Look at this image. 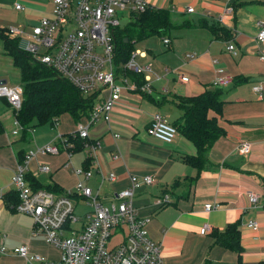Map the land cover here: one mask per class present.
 <instances>
[{
  "label": "crops",
  "instance_id": "0c3cea01",
  "mask_svg": "<svg viewBox=\"0 0 264 264\" xmlns=\"http://www.w3.org/2000/svg\"><path fill=\"white\" fill-rule=\"evenodd\" d=\"M147 1L152 7L169 10L175 27L166 36L147 39V51H141L146 55L143 65L151 67L147 72L150 92L123 89L110 123L99 121L91 126L90 137L102 142L96 153L98 165L90 164L93 177L86 179L74 173V169L85 168L83 151L70 159L66 153L38 155L28 164L27 174L35 177L42 187H51L56 194L73 189L82 181L99 193L106 204L112 194L130 185L131 176H154V184L136 191L133 204L141 217L149 219L146 228L149 236L161 244L164 264L264 263V100L253 89L260 85L264 92V61L260 59L264 55V43L257 41L256 24L264 22V0ZM16 4L25 10H17ZM52 7V0H0V28H20L26 33L25 24L30 28L50 16ZM188 7H193L195 12L187 13ZM10 11L21 12L26 23L8 25ZM213 24L223 30L213 33L210 29ZM28 34H25L27 38ZM164 38L170 40L169 46H165ZM0 40V51H3L4 43ZM231 43L237 49L236 55L227 49ZM193 54L195 58H190ZM148 55L151 60H147ZM219 67L232 75L235 82L221 89V112L209 113L216 116L225 133L207 152V163L199 173L196 167L182 160L184 155H196L191 141L178 132L174 141L167 144L149 135L147 129L157 112L170 122L182 115L175 101L177 97L198 96L213 90ZM182 74L189 77L187 82L181 80ZM107 95L108 90L104 89L101 96ZM0 106L5 109V115H0L4 126L0 135V192L4 193L0 201V236L10 250L9 254L0 255V264H29L12 252L23 245L45 261L55 263L60 259V251L45 241L31 216L8 205L14 191L12 175L21 154L27 152L25 142L41 134L36 135L34 130L26 139L19 132L13 134L14 110L12 115V106L6 98L0 99ZM56 127V134L47 132L42 141L48 144L57 134L74 132L77 122L64 115ZM242 141L250 142L248 153L236 151ZM35 146L39 144L29 148ZM41 165L50 166L52 172L39 173ZM111 172L116 174L115 181L103 177ZM177 179L189 186H179L172 194L171 187ZM252 192L261 195L256 205L249 198ZM166 195L170 201L159 206L157 199ZM73 199L77 212L83 200L80 196ZM208 203L216 207L207 211ZM88 211L78 216L79 227L84 224ZM251 220L258 223L255 231L247 227ZM233 223L240 225V253L214 244L212 236L214 231H224ZM205 224L212 230L202 235ZM120 239L121 235L116 234L113 242Z\"/></svg>",
  "mask_w": 264,
  "mask_h": 264
},
{
  "label": "built area",
  "instance_id": "2783aa9c",
  "mask_svg": "<svg viewBox=\"0 0 264 264\" xmlns=\"http://www.w3.org/2000/svg\"><path fill=\"white\" fill-rule=\"evenodd\" d=\"M53 7L50 16L43 17L31 26L27 41L22 40L25 31L11 27L9 33L21 38V47L31 54L35 60L55 69L62 77L68 79L85 94L97 93V102L88 122H79L76 130L59 136L36 150L24 153L12 175L11 184L18 193L19 200L14 209L33 218L36 229L44 236L45 241L60 251V259L55 263L45 261L40 255L30 252L27 245L16 247L13 254L24 258L29 264H164L161 244L154 241L148 234V218L141 217L133 204L135 193L143 186L155 183L154 176H131L130 185L111 195V201L105 203L99 193L85 186L80 181L75 188L56 194L45 189L33 190L27 181L28 164L38 155H59L66 152L69 159L75 154L77 139L82 140L86 160L97 163V151L102 147L101 140L92 139L89 130L99 121L107 124L111 121V113L121 98L123 89L150 92V65H140L136 62L138 55L145 57L144 52H134L131 59L124 65L125 72L145 74V83L141 87L126 73L120 74L115 65L116 29L121 27V21L133 13L144 12L151 5L147 0H52ZM15 8L24 11L25 8L16 4ZM194 13L193 7L186 9ZM230 13V10L226 11ZM221 19V18H220ZM258 43H264V22L258 21ZM165 46L170 40L163 39ZM227 49L234 55L237 49L233 43ZM195 58V54L190 55ZM260 59L264 61V55ZM217 62V60L215 61ZM181 80L187 82L189 77L182 74ZM129 80L131 82H129ZM235 79L224 68H217L213 81L215 87L233 85ZM107 89L108 95L101 96ZM264 100V92L260 85L253 86ZM23 89L8 88L0 85V99L6 98L13 109H20ZM17 122V121H16ZM17 124H19L17 122ZM20 125V124H19ZM34 131L31 130L32 134ZM149 135L170 144L174 141L177 128L161 113H155L147 129ZM14 131L13 134H17ZM118 137V134H115ZM251 149L249 141L238 144L236 151L248 153ZM116 157V156H115ZM68 163L66 166L68 167ZM39 173H51L48 165H41ZM76 175H84L86 179L93 177V170L84 167L74 169ZM110 181L116 180V174L107 176ZM80 196L90 210L84 215L85 222L77 227L80 218L76 215L74 197ZM261 195L250 193V201L258 204ZM4 193L0 192V201ZM170 201L166 195L157 199L158 205ZM216 206L205 205L207 211ZM247 227L258 229L255 220L248 222ZM212 230L209 224L201 229L206 235ZM116 234L121 235L118 242H113ZM10 250L0 236V255H7Z\"/></svg>",
  "mask_w": 264,
  "mask_h": 264
},
{
  "label": "trees",
  "instance_id": "16d2710c",
  "mask_svg": "<svg viewBox=\"0 0 264 264\" xmlns=\"http://www.w3.org/2000/svg\"><path fill=\"white\" fill-rule=\"evenodd\" d=\"M174 27L172 14L167 9L150 6L144 12L133 13L126 26L116 29L115 65L117 71L120 74L126 73L140 87L144 85V73L125 72L122 66L131 59L135 41L145 40L152 36H166L167 32ZM210 29L215 34L223 30L222 27L214 24ZM0 38L4 43V53L12 58L13 64L20 70L21 79L24 83L21 107L20 109H13L16 121L23 128L24 139L30 135V131L36 126L49 124L51 127H56L64 115H69L77 124L89 121L98 100L97 93H83L55 69L35 60L21 47V38L12 36L8 28H0ZM221 89V87H215L213 90H206L198 96L177 97L175 99L177 106L182 109L183 113L171 123L196 148V155H184L182 160L196 167L199 173L202 172L207 163V152L225 133L218 124L216 116L209 114L211 110L216 113H220L222 110ZM3 132L4 126L0 119V135ZM74 142L76 144L75 153L81 152L83 150L82 140L77 139ZM20 157V161H22L24 154H21ZM91 163L90 160H86L85 168L89 169ZM26 178L33 190L43 188L55 193L51 187H42L32 175L26 174ZM179 186H189V183H183L181 179H177L170 192L173 194ZM18 200V193L14 190L8 205L10 207L15 206ZM212 236L214 244L237 253L242 251L241 231L238 223L229 224L224 231H214Z\"/></svg>",
  "mask_w": 264,
  "mask_h": 264
},
{
  "label": "rangeland",
  "instance_id": "374dc122",
  "mask_svg": "<svg viewBox=\"0 0 264 264\" xmlns=\"http://www.w3.org/2000/svg\"><path fill=\"white\" fill-rule=\"evenodd\" d=\"M10 16H11V19H10L8 25H10V24H16L17 25L18 23H21V24L26 23V21H24V19H23V15L21 12L16 11L15 13H13L12 11H10ZM9 27H11V26H9ZM25 27H27V29H25L26 30L25 34H28L29 32H31V27L28 28L29 26H27L26 24H25ZM25 34L22 36L23 41H27V37ZM146 42H147V39L135 41L134 52L137 53V52H141V51H147L148 47L146 46ZM0 46L2 47L1 40H0ZM151 59H152V57L150 55H148L147 60H151ZM145 61L146 60H143V57H141L140 55H138L136 58V62L140 65H143V63ZM122 67H124V65ZM0 80H5L7 82L6 87H8V88H15V87H21L22 89L24 88V83L22 82V79H21L20 70L13 64L12 58L9 55H6L4 53V50L0 51ZM129 82H131V81L129 80ZM7 107L9 108V106H7ZM0 110H1L0 115H5L4 114L5 109H3L2 106H0ZM10 111H11V114L14 115L12 108L10 109ZM33 129L36 131V135H38V134H41V135L36 137V138L33 137V141L31 140L32 138L30 136L31 139L28 140V142H25V145L28 146V148L25 149V150H27V152H29L31 150H36V148H37L36 146L29 148L30 145L39 144L40 147L47 145V143L42 141V140L45 139V137L47 136V132H52L53 134L54 133L56 134L57 127L53 128L49 124H45V125H41V126H36ZM12 130L19 132L20 137L23 135V128L21 125L17 124V122H15V125L13 126ZM58 136H59L58 134L55 135L53 137L52 141L54 139H56ZM44 143H46V144H44ZM41 144H43V145H41ZM87 210H90V207L87 205V203L85 201H82V203H80L78 211L76 212V215L79 216L81 213H83V211H87ZM77 227H78V224H77Z\"/></svg>",
  "mask_w": 264,
  "mask_h": 264
},
{
  "label": "water",
  "instance_id": "95a60500",
  "mask_svg": "<svg viewBox=\"0 0 264 264\" xmlns=\"http://www.w3.org/2000/svg\"><path fill=\"white\" fill-rule=\"evenodd\" d=\"M129 22L128 18H125L121 21V26L124 27L127 25V23ZM126 41H128V39H126ZM0 85H6V81L5 80H0Z\"/></svg>",
  "mask_w": 264,
  "mask_h": 264
}]
</instances>
